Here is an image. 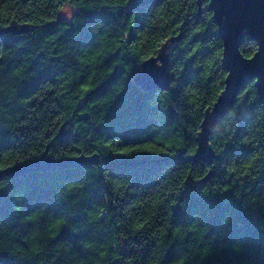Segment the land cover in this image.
I'll return each instance as SVG.
<instances>
[{
    "label": "trees",
    "instance_id": "1",
    "mask_svg": "<svg viewBox=\"0 0 264 264\" xmlns=\"http://www.w3.org/2000/svg\"><path fill=\"white\" fill-rule=\"evenodd\" d=\"M10 26L28 31L0 36V171L47 151L98 160L0 179V264H264L255 81L211 133L213 162L193 160L227 77L210 0H0ZM177 37L169 85L141 89Z\"/></svg>",
    "mask_w": 264,
    "mask_h": 264
},
{
    "label": "water",
    "instance_id": "2",
    "mask_svg": "<svg viewBox=\"0 0 264 264\" xmlns=\"http://www.w3.org/2000/svg\"><path fill=\"white\" fill-rule=\"evenodd\" d=\"M210 9L219 28L223 40V67L227 71L225 88L214 105L205 112L198 135V149L193 157L195 162L215 159L214 151L209 144L210 135L221 119L235 105L239 94L255 81L258 94L264 99V0H210ZM28 31V26H10L0 30L5 34H21ZM257 43V51L251 58H246L241 47L246 38ZM180 37L167 40L158 52L143 62L141 69L133 77V82L143 90L163 89L169 85V49ZM63 134L61 135V138ZM98 160L97 155L78 156L69 159H54L44 155L24 165H15L0 171V179L25 177L32 172H54L88 165ZM211 173L207 176L209 179ZM264 219V212L262 213Z\"/></svg>",
    "mask_w": 264,
    "mask_h": 264
},
{
    "label": "rangeland",
    "instance_id": "3",
    "mask_svg": "<svg viewBox=\"0 0 264 264\" xmlns=\"http://www.w3.org/2000/svg\"><path fill=\"white\" fill-rule=\"evenodd\" d=\"M77 9L70 3H66L59 11L58 18L60 20H70L76 13ZM142 66V65H141ZM141 69V68H140ZM170 72V71H169ZM170 79V77H169Z\"/></svg>",
    "mask_w": 264,
    "mask_h": 264
},
{
    "label": "bare ground",
    "instance_id": "4",
    "mask_svg": "<svg viewBox=\"0 0 264 264\" xmlns=\"http://www.w3.org/2000/svg\"><path fill=\"white\" fill-rule=\"evenodd\" d=\"M252 40V39H251ZM255 42V41H254Z\"/></svg>",
    "mask_w": 264,
    "mask_h": 264
}]
</instances>
